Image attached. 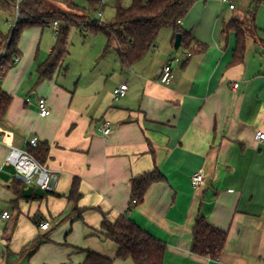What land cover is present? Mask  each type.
Listing matches in <instances>:
<instances>
[{
	"label": "crops",
	"instance_id": "obj_1",
	"mask_svg": "<svg viewBox=\"0 0 264 264\" xmlns=\"http://www.w3.org/2000/svg\"><path fill=\"white\" fill-rule=\"evenodd\" d=\"M223 4L202 0L192 8L181 23L194 39L189 49L176 50L166 34L161 51L156 46L132 67L123 69L117 55L112 69L82 72L74 84L61 77L64 64L53 79H40L56 39L49 29L23 32L20 61L1 83L12 102L0 122V211L12 218L0 220V264H83L89 251L134 264L118 260L117 245L104 237V221L122 216L165 244L164 264H264V140L257 139L264 133V0L240 62L236 34L223 28L248 19L251 3L240 15ZM195 42L207 51L190 55ZM174 59L175 79L161 85L158 69ZM122 84L128 92L116 99ZM40 99L50 110L45 118ZM34 138L48 149L45 166L57 172L53 193L25 188L6 164L12 148L28 152ZM151 172L160 179L134 205L132 180ZM198 172L206 178L195 190ZM199 217L227 234L218 260L191 252ZM44 223L49 230H41ZM37 240L42 245L27 255Z\"/></svg>",
	"mask_w": 264,
	"mask_h": 264
},
{
	"label": "trees",
	"instance_id": "obj_2",
	"mask_svg": "<svg viewBox=\"0 0 264 264\" xmlns=\"http://www.w3.org/2000/svg\"><path fill=\"white\" fill-rule=\"evenodd\" d=\"M78 0H22L14 3L12 0H0V13H15L18 11V21L10 36L5 37L0 29V77L15 66L14 55L20 56L19 42L23 32L28 28L38 27L50 29L54 22L61 25V31L56 36V43L48 60L39 67L41 80H51L70 55L69 30L78 26L92 34L103 33L107 37L105 53L116 49L123 69L130 68L146 58L156 48L160 32L164 29L174 33L173 45L177 35L182 36L181 47L189 49L194 43L191 34L187 33L181 23L186 19L196 3L202 0H134L131 7L117 8L113 23L105 24L98 20L91 21L86 10L80 8ZM251 10L248 12L249 27L245 21L232 20L224 25L223 33L236 34L235 62H240L245 53L247 39L255 37V17L263 0H250ZM91 7L99 4V0H89ZM64 6L67 10L58 8ZM80 11L86 14L81 22L74 20L67 11ZM1 20V17H0ZM252 31V32H251ZM207 46L195 42L194 53L207 51ZM12 98L1 89L0 84V122L6 117ZM28 153L39 163L44 164L48 149L31 148ZM156 172L147 173L132 180V197L141 203L149 186L158 181ZM78 180L74 181L70 198L78 201L80 198ZM104 237L118 247L117 259L132 260L134 264H164L166 246L142 230L127 216L120 217L115 222L104 221L102 225ZM227 241L226 232L214 227L205 218L199 217L193 230L191 252L199 257L218 260ZM42 245L41 240L35 241L26 250L27 255H33ZM83 264H114V260L101 255L87 252Z\"/></svg>",
	"mask_w": 264,
	"mask_h": 264
},
{
	"label": "rangeland",
	"instance_id": "obj_3",
	"mask_svg": "<svg viewBox=\"0 0 264 264\" xmlns=\"http://www.w3.org/2000/svg\"><path fill=\"white\" fill-rule=\"evenodd\" d=\"M14 3H20L22 0H12ZM134 0H99V4L95 7H91L89 0H78L77 3L80 8L86 10L89 15L91 21L97 19L96 10H100L103 13V23L110 24L116 18L117 8L122 7L124 9H128L132 6ZM250 0H235L234 5L237 7L236 15H240L242 11L247 12L249 7L243 8L244 3L248 4ZM251 3V2H250ZM217 3H214V7ZM202 3L201 6H203ZM248 6V5H247ZM217 7V6H216ZM246 7V6H245ZM59 9L67 10L64 6L58 5ZM222 9L224 11L229 10V4H223ZM247 9V10H246ZM70 13L71 17L77 22H81L86 14L81 13L80 11H67ZM192 13V12H191ZM190 13V14H191ZM0 29L5 37L10 36L11 32L16 26V14L1 12L0 13ZM245 21V28L249 27V23ZM49 34H51L52 39H56V35L52 28L49 29ZM167 32V33H166ZM252 32V31H251ZM166 34H172V38L174 36L173 31H169L164 29L160 32L156 46L160 47V51L164 48V45L168 43ZM21 40V38H20ZM56 43V42H55ZM107 45V37L103 33L92 34L91 32L84 31L78 26H71L69 30V52L70 55L64 63V70L66 73H62L61 77H68V81H71V84L77 82L79 79V75L83 72L86 77L93 71H99L100 69H112L115 61L118 59V53L116 49H112L107 54L105 53V48ZM156 51V50H155ZM153 51L151 53L154 54ZM4 52H0V59L3 56ZM183 58V51L181 53ZM111 86V83L108 85L107 89Z\"/></svg>",
	"mask_w": 264,
	"mask_h": 264
},
{
	"label": "built area",
	"instance_id": "obj_4",
	"mask_svg": "<svg viewBox=\"0 0 264 264\" xmlns=\"http://www.w3.org/2000/svg\"><path fill=\"white\" fill-rule=\"evenodd\" d=\"M224 4H229L231 10L235 9V5L232 0H220ZM19 3V2H18ZM98 21H103V13L100 10H96ZM18 21V11L16 12V23ZM56 36L61 31V25L58 22H54L51 26ZM15 64L20 61V57L14 55ZM178 59L166 62L163 64L157 72L158 82L164 86H170L175 79V72L173 69V63L178 62ZM2 78L0 77V84L2 83ZM239 84H234L233 89H238ZM128 85L122 84L116 88L113 92V95L116 99L124 98L128 92ZM38 108L40 111V116L45 118L50 114V110L45 99H40L38 102ZM111 122L105 121L102 126V131L105 135L111 133ZM257 139L260 141L264 140V133H258ZM38 140L36 138L32 139L29 142L31 148L38 147ZM6 164L13 166L15 168L16 174L15 178L20 182L25 188L30 189H39L46 193H53L58 186V175L57 172L51 170L50 168L42 165L36 161L27 151H20L16 148H12L7 159ZM205 173L198 172L192 178V186L195 190H198L205 183ZM137 200L133 201V204L136 205ZM12 218V213L10 211H0V220L9 221ZM41 230H49V223L40 224Z\"/></svg>",
	"mask_w": 264,
	"mask_h": 264
},
{
	"label": "water",
	"instance_id": "obj_5",
	"mask_svg": "<svg viewBox=\"0 0 264 264\" xmlns=\"http://www.w3.org/2000/svg\"><path fill=\"white\" fill-rule=\"evenodd\" d=\"M181 40H182V36L181 35H177L176 41H175V44H174V48L176 50L180 49V47H181Z\"/></svg>",
	"mask_w": 264,
	"mask_h": 264
}]
</instances>
